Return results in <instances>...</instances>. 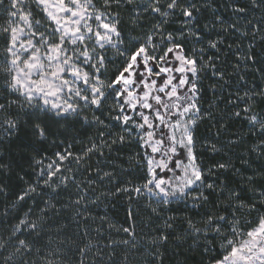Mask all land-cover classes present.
Here are the masks:
<instances>
[{
    "label": "snow or ice",
    "instance_id": "1",
    "mask_svg": "<svg viewBox=\"0 0 264 264\" xmlns=\"http://www.w3.org/2000/svg\"><path fill=\"white\" fill-rule=\"evenodd\" d=\"M257 39L264 0H0V147L38 177L10 196L0 156V264H264ZM101 195L124 224L96 223Z\"/></svg>",
    "mask_w": 264,
    "mask_h": 264
},
{
    "label": "trees",
    "instance_id": "2",
    "mask_svg": "<svg viewBox=\"0 0 264 264\" xmlns=\"http://www.w3.org/2000/svg\"><path fill=\"white\" fill-rule=\"evenodd\" d=\"M257 46L255 48V52L258 55L259 59H264V48L260 46V41L257 39L256 41H253ZM244 47H248V42H244ZM253 75H255V69H253L250 72L249 79L251 80ZM256 83H260L259 77L256 76ZM239 125H237V128ZM79 131H83V129H80ZM90 135L92 133H89ZM205 135V129L201 127L198 131V136L199 137H204ZM31 136L30 130L24 129L20 133V138L21 140H27ZM75 136L76 140L74 141L72 137ZM86 139V137L80 136L79 132L77 131H70L67 136H66V143H72L74 144V151H78L81 148V144L79 143L80 140ZM59 144V142H57ZM47 148V155L51 157V154L54 153L57 150L56 146H53L51 143V137H49V142L48 144L45 145ZM60 148H63V145H59ZM44 154V153H42ZM0 156L4 157L5 163L11 165V175L12 179L10 181L11 183V192L10 196H14L15 193L19 192L26 183L31 182V183H36L38 181V177L36 176L33 167L30 166V155L26 156H21L19 152H17L14 149H10L7 144H5L3 147H0ZM92 163H95V160L92 161ZM116 173L119 177H121L124 180H133L135 183H140V171L137 166L134 165V161H131L129 159V156L127 152L120 154V158L116 160ZM18 176H23L24 180L19 181L17 179ZM110 187V186H109ZM99 191L106 192L107 187L104 189H100ZM100 201L97 205H89V207L92 210V215L97 216L96 223L99 224L100 221L98 217L100 216H105L107 218V221L110 222L113 225H116L119 227L120 225L124 224L126 220V211L128 208V202L125 199H120L116 200L114 198H105V196L101 195L100 196ZM6 201H0V211L3 210ZM31 201H28L27 204H31ZM173 207H178L183 209L184 205L183 204H176L173 205ZM25 210L27 208L25 207ZM196 210H193L195 212ZM171 215H192V212H188L187 210L183 212H178V213H169ZM104 229H105V235L107 236L109 233V227L108 223L104 224ZM75 231V228H73ZM111 235L113 237L119 238L115 230H111ZM103 243V241H101ZM178 251L177 249L173 248L171 245L169 246V258L173 259V264H175V259L173 258V253ZM194 256V254H192ZM192 259V256H190V260ZM199 257L196 256L195 260H198Z\"/></svg>",
    "mask_w": 264,
    "mask_h": 264
}]
</instances>
